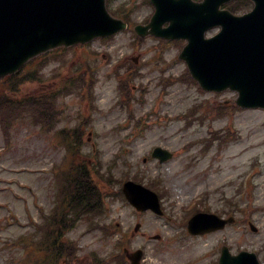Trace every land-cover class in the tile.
Returning a JSON list of instances; mask_svg holds the SVG:
<instances>
[{
	"label": "rangeland",
	"instance_id": "obj_1",
	"mask_svg": "<svg viewBox=\"0 0 264 264\" xmlns=\"http://www.w3.org/2000/svg\"><path fill=\"white\" fill-rule=\"evenodd\" d=\"M128 1L129 7L135 10L136 21L150 15L151 7L144 3L145 0ZM120 2L116 0L114 6ZM132 38L130 33H121L112 40H98L85 47L62 50L57 55L65 58L64 63L51 64L44 71L43 82L27 83L20 90V96H23L58 88L62 79L71 76L75 68L87 60L99 69L95 92L98 111L87 129L91 143L88 149L99 147L105 166L115 160L116 176L138 174L146 182L161 177L166 189L163 200L166 215L136 212L119 198L109 199L106 213L97 220L117 224L126 232V246L131 250L142 248L145 264H212L218 254L217 251L209 253V250L224 241L236 248L264 247V110L233 112V122L241 133L239 140L228 144L218 140L198 143L186 150L184 147L190 142L209 137V127L222 131L232 120L225 117L196 121L186 128L183 121H172L171 118L204 99L209 98L215 104L232 101L236 93L201 92L194 85L176 84L161 98L158 82L162 72L151 61L155 51L148 49L155 41L150 39L144 46L147 50L140 53L131 45ZM178 51V45L173 44L165 53V60L173 62L164 73L166 76H179L186 70L184 62L175 61ZM135 58L143 67V76L127 81L130 93L139 96L130 105L136 113V120L130 122L128 112L118 105L120 94L113 68ZM144 85L148 91L143 103L141 87ZM59 105L64 111L60 126L76 124L79 115L87 109L77 96L64 98ZM140 122L141 127H134ZM54 137V134L42 133L39 125L26 118L14 125L11 146L6 147L0 128V264H17L23 256L22 248L7 242L32 233L34 221L41 223L43 211L48 212L53 205L51 169L64 155V150L55 146ZM156 146L174 150L176 155L168 162L160 163L151 157ZM241 183L248 186L237 198L243 210L236 212L238 221L235 224L205 237L183 236L185 228L181 222L194 202L200 208L208 204L213 211L226 208V197L236 195ZM246 218L256 224L257 232L242 221ZM138 222L141 228L135 231ZM87 227V223L81 222L69 234L70 238L79 241L82 259L89 260L94 251L105 256L116 250L122 234L105 238L99 230L87 233Z\"/></svg>",
	"mask_w": 264,
	"mask_h": 264
},
{
	"label": "water",
	"instance_id": "obj_2",
	"mask_svg": "<svg viewBox=\"0 0 264 264\" xmlns=\"http://www.w3.org/2000/svg\"><path fill=\"white\" fill-rule=\"evenodd\" d=\"M157 11L142 35L183 38L188 43L180 54L194 78L206 90L237 91L236 103L244 108H264V0H253L254 9L237 16L222 5L231 0H153ZM169 27H163L165 21ZM221 26L211 38L206 32ZM126 28L112 17L105 0H0V77L16 72L31 57L61 45L86 43ZM153 155L165 161L172 153L158 147ZM124 192L139 210L161 213L158 195L127 182ZM228 221L200 213L189 222L193 233L223 228ZM141 257V252L131 256ZM220 264H259L256 255L232 256L223 249Z\"/></svg>",
	"mask_w": 264,
	"mask_h": 264
},
{
	"label": "trees",
	"instance_id": "obj_3",
	"mask_svg": "<svg viewBox=\"0 0 264 264\" xmlns=\"http://www.w3.org/2000/svg\"><path fill=\"white\" fill-rule=\"evenodd\" d=\"M239 4L250 5V2L241 0L237 4L232 5L233 11L236 10ZM32 74L33 68H29L22 74L10 76L1 81L4 89L3 94L0 93V118L7 139L10 138V123L18 116H21L24 110L32 111L36 119L43 122L45 127L48 123L52 122L53 116L49 113L47 97H41L40 101L36 100L34 97L17 99L9 97L4 92L10 91L15 93L19 91L20 85L23 82L32 80ZM187 77L191 78L188 73ZM124 83L125 82H123V90L125 91ZM126 92L128 93L127 89ZM234 108H236L234 104L227 105L225 111L233 113ZM215 109L224 111V106H216ZM206 116H208V114L196 118L202 121ZM186 117L189 118V115H186ZM192 123L193 119H187V125H191ZM239 138L240 134L238 132L234 139L237 140ZM95 189V183L91 180V176L86 172L85 168L78 167L77 170L67 172L65 175H59L57 186L58 204L52 210V213L46 216L45 224L41 225L39 228L45 232L49 228L50 232L48 234L54 237L56 243H62V230L60 228L70 227L76 220L102 211L100 205L103 201V196L98 193L95 194ZM41 258L42 257L34 258L31 256L29 257V261H33L32 264H35Z\"/></svg>",
	"mask_w": 264,
	"mask_h": 264
}]
</instances>
